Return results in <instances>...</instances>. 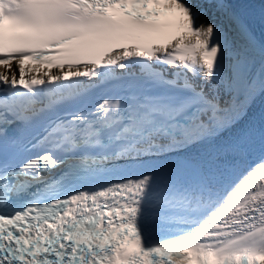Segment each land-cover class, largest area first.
I'll list each match as a JSON object with an SVG mask.
<instances>
[{"label":"bare ground","instance_id":"bare-ground-1","mask_svg":"<svg viewBox=\"0 0 264 264\" xmlns=\"http://www.w3.org/2000/svg\"><path fill=\"white\" fill-rule=\"evenodd\" d=\"M200 2V6L207 10L206 14L200 16V20L228 25L230 36L253 64L255 83L264 87V48L248 35L243 26L231 21L219 5ZM10 69L12 72L16 71L14 67ZM33 69L34 67L19 65L17 71L26 73ZM244 111L245 108L239 103L225 104L219 122L216 125H208L205 131L213 132L227 127ZM32 119L44 129L45 133L53 132L51 122L40 118L37 113H33ZM245 132L251 140L261 142L264 139V114L248 124ZM167 145L169 144H162L164 147ZM78 169L89 179L97 192L94 205L90 204V206L104 222L127 220L146 210L169 213L177 220L186 219L202 211V208L188 195L186 185L180 180L183 171L182 162L154 160L148 156L138 159L126 168L96 171L81 162Z\"/></svg>","mask_w":264,"mask_h":264}]
</instances>
